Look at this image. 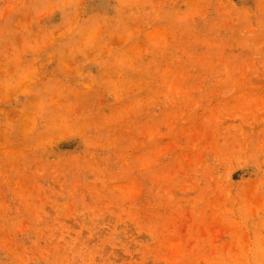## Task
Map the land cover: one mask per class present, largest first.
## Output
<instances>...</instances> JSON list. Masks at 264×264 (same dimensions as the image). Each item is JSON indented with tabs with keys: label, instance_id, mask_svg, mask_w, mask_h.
<instances>
[{
	"label": "rangeland",
	"instance_id": "obj_1",
	"mask_svg": "<svg viewBox=\"0 0 264 264\" xmlns=\"http://www.w3.org/2000/svg\"><path fill=\"white\" fill-rule=\"evenodd\" d=\"M0 264H264V0H0Z\"/></svg>",
	"mask_w": 264,
	"mask_h": 264
}]
</instances>
